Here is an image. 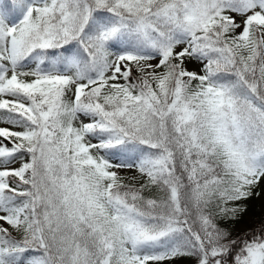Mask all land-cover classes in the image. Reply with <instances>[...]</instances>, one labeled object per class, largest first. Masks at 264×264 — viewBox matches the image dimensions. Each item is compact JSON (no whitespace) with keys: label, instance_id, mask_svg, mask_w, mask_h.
I'll use <instances>...</instances> for the list:
<instances>
[{"label":"snow or ice","instance_id":"6c2138e0","mask_svg":"<svg viewBox=\"0 0 264 264\" xmlns=\"http://www.w3.org/2000/svg\"><path fill=\"white\" fill-rule=\"evenodd\" d=\"M261 191L264 0H0V264H264Z\"/></svg>","mask_w":264,"mask_h":264},{"label":"trees","instance_id":"16d2710c","mask_svg":"<svg viewBox=\"0 0 264 264\" xmlns=\"http://www.w3.org/2000/svg\"><path fill=\"white\" fill-rule=\"evenodd\" d=\"M244 203L247 205V211L243 215V218L241 219L240 223L242 222L248 224V227L245 230L258 227L260 221L264 220V212H262L261 209L259 208L257 196H253L249 200L244 201ZM235 226L236 225L233 226L231 224L228 225L229 228H233ZM239 232L241 231H238L237 233Z\"/></svg>","mask_w":264,"mask_h":264},{"label":"rangeland","instance_id":"374dc122","mask_svg":"<svg viewBox=\"0 0 264 264\" xmlns=\"http://www.w3.org/2000/svg\"><path fill=\"white\" fill-rule=\"evenodd\" d=\"M131 174L132 173H129V175H131ZM258 191H260V189H258ZM257 199H258L259 208L261 209L262 212H264V191H261V195L257 196ZM247 227H248L247 223L241 222L235 226V230H236V232H238V231H242V230L247 229ZM184 264H190V262L185 261Z\"/></svg>","mask_w":264,"mask_h":264}]
</instances>
